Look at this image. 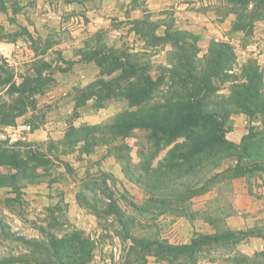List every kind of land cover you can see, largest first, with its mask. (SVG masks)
I'll use <instances>...</instances> for the list:
<instances>
[{"label":"rangeland","instance_id":"1","mask_svg":"<svg viewBox=\"0 0 264 264\" xmlns=\"http://www.w3.org/2000/svg\"><path fill=\"white\" fill-rule=\"evenodd\" d=\"M212 47L223 65L208 95L226 109L209 123L222 122L228 143L249 136L254 148L264 143V113L246 103L248 116L231 100L244 87L264 95V0H0V131L31 126L0 141L5 157L19 160L0 165V174L17 175L0 179V264H55L53 251L75 239L89 251L79 264H264V169L225 176L194 196L178 183L145 189L147 171L189 144L179 131L166 143L139 127H113L124 112L161 111L193 95ZM123 61L137 79L123 80ZM145 79L150 100L136 103L130 93L147 88ZM92 126L86 140L73 132ZM233 166V158L209 165L200 182ZM131 239L181 252L148 253Z\"/></svg>","mask_w":264,"mask_h":264},{"label":"trees","instance_id":"2","mask_svg":"<svg viewBox=\"0 0 264 264\" xmlns=\"http://www.w3.org/2000/svg\"><path fill=\"white\" fill-rule=\"evenodd\" d=\"M218 52V49H215L214 47L211 48L206 57V66L201 70V77L193 75L192 71L186 76V78L191 82L194 76L197 80L196 92L193 95L192 93H189L184 102L179 103L177 98L170 99L166 102V105L160 106L159 109L161 111H156L157 109L149 110L150 108L145 107L144 110L140 109L135 113L124 112L115 120L113 124L115 130H117V128H125L128 125H131L130 128L139 127L140 129L148 130L149 136L153 139H162L166 143H169L172 139L169 137L170 134L179 131L181 136L178 134L175 138L184 137L186 142L189 144V148L187 150L180 147L176 150H172L171 156L174 158L173 162H169L165 159L159 163L158 168L147 171L148 173H151V176L145 180L144 178L141 179V185L145 189L157 191V185H159L161 186L162 191H167L168 186L171 183L174 185L178 183L177 187L186 188V191L193 193L192 195L194 196L204 191L205 188L212 187L219 183V181L221 182L222 178L225 176H229V178H249L258 168L264 169V143H262V141H258L254 148H249L247 144L249 136H245L242 138L241 145L235 146L226 141L224 133L220 129V126L222 125L221 121L215 122L214 124L209 123V120L217 117L220 118L221 113L223 115L226 109L225 101H222V99L216 100L209 98L208 94L210 92L207 90L208 86H211V79L218 76V71L221 65H223ZM119 65L122 76H124L123 80L129 76H134L136 79L138 78V70L135 68L133 69V65L129 62L123 61L119 63ZM146 79L144 80V83H146L147 88H143L141 91L137 90L135 93H130V98L136 103H145L147 100H150L148 94H150L152 82H149V80ZM250 90L251 89L249 87H247V89L244 87L239 94H234L235 96H233L231 100L232 103L237 104L236 99H239V105L243 107L244 113L248 116H251L252 112L249 109L247 110L246 103L254 106L256 115L264 113V95L260 96L257 90L255 93ZM190 91H193V89H190ZM180 108L185 111L181 115L179 113ZM171 117L175 118L176 125L173 129H170L168 124V120ZM132 122L134 124H131ZM95 128V126L87 128L85 130L86 134H84L83 130H73V132H75V136L78 138L85 137L86 140L87 137H90V135L92 136L96 134L97 129ZM107 128L108 127L104 128V130ZM210 131L212 134H210ZM103 138L104 137L102 136L101 139ZM13 156L6 158L3 152H0V165H6V163L9 162V165L17 167L19 160ZM4 158L7 160L5 163L3 162ZM227 158H233L235 160V166L224 170L222 173L215 174L211 179L206 180L207 182H200L201 177H203L204 172L209 165L212 166L213 169H216L221 165V162ZM253 159H255V163L250 162ZM154 172L155 175H153ZM23 174V176L26 175L25 177H27V175L28 177H33L32 173L23 172ZM8 175L10 174L1 173L0 179L2 177L8 178ZM16 177L17 175L14 174L10 178L14 181ZM196 186L198 188H196ZM154 200L157 199H155L154 196H150L148 203L154 204ZM168 203L170 202L165 203L164 200L161 204L167 206ZM155 209H159L158 206L154 208V210ZM137 210L141 215H143V212L147 210V208H137ZM205 239L215 241L218 238L212 237ZM131 242L135 246H137V244H143L142 246L140 245L141 249L143 251H147L148 253H150L153 248L158 250L166 248L171 253H175L177 255L181 252L179 248L176 249L170 245L164 246L158 241L150 242L131 239ZM74 243V245L72 243L68 246L64 245L61 250L56 248L53 251L55 264H65L63 261L68 257L72 259L71 264H79L81 257L85 254H89L86 242L82 243L80 240L75 239ZM66 246L69 247L68 250L71 252H65V250H67V248H65ZM193 246L195 247L196 245L194 244ZM181 249L182 251H185L188 248L185 246Z\"/></svg>","mask_w":264,"mask_h":264},{"label":"built area","instance_id":"3","mask_svg":"<svg viewBox=\"0 0 264 264\" xmlns=\"http://www.w3.org/2000/svg\"><path fill=\"white\" fill-rule=\"evenodd\" d=\"M31 130L30 125L25 124H16L12 126L5 127L0 131V141L1 142H7L10 141V143L13 140H16V138H19L21 134L23 133H29ZM11 136V140H10Z\"/></svg>","mask_w":264,"mask_h":264},{"label":"crops","instance_id":"4","mask_svg":"<svg viewBox=\"0 0 264 264\" xmlns=\"http://www.w3.org/2000/svg\"><path fill=\"white\" fill-rule=\"evenodd\" d=\"M245 193H246V190L245 189H242V193H241L242 198H245L246 197V194ZM249 202H250V204L252 203V201H249ZM250 208H251V205H250Z\"/></svg>","mask_w":264,"mask_h":264}]
</instances>
